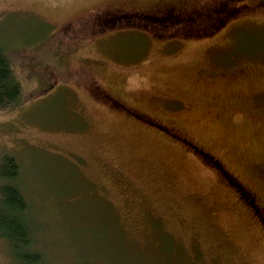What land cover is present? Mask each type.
<instances>
[{
  "label": "rangeland",
  "instance_id": "rangeland-1",
  "mask_svg": "<svg viewBox=\"0 0 264 264\" xmlns=\"http://www.w3.org/2000/svg\"><path fill=\"white\" fill-rule=\"evenodd\" d=\"M157 3L184 10L135 12ZM0 47L22 86L0 161L45 264H264L219 174L264 208V0H0Z\"/></svg>",
  "mask_w": 264,
  "mask_h": 264
},
{
  "label": "trees",
  "instance_id": "trees-1",
  "mask_svg": "<svg viewBox=\"0 0 264 264\" xmlns=\"http://www.w3.org/2000/svg\"><path fill=\"white\" fill-rule=\"evenodd\" d=\"M157 4L159 5L153 6V9L139 8L135 12L142 21L147 19L148 22H151L162 17V15L156 14H177L184 10V7L180 6L182 4L179 3ZM223 17L231 19V15ZM21 89V83L13 72L7 51L0 47V109L13 107L20 103ZM119 103L115 98V109L122 108ZM217 167L219 168V166ZM18 174L19 164L15 157L3 154L0 161V241L11 257V264H45L43 254L31 248L33 231L27 217L29 204L17 186L11 183L16 180ZM219 174L229 186L242 196L249 207L256 208L258 211L255 210V212H264V208L257 204L254 196L239 183L228 177L223 171Z\"/></svg>",
  "mask_w": 264,
  "mask_h": 264
},
{
  "label": "flooded vegetation",
  "instance_id": "flooded-vegetation-1",
  "mask_svg": "<svg viewBox=\"0 0 264 264\" xmlns=\"http://www.w3.org/2000/svg\"><path fill=\"white\" fill-rule=\"evenodd\" d=\"M112 12H114V11H112ZM103 15V17H102V19L103 18H105V20H102V22H104L105 23V21H111L112 23H115V13L114 14H110V16H109V14H102ZM101 97H103L104 99L103 100H101ZM98 99L99 100H101V101H103V102H105V103H107V105L108 106H111L113 109L115 108V94H113V95H110V94H108V93H106V91L105 90H103V92H102V94H100L99 96H98ZM160 130V129H159ZM161 131V130H160ZM163 132V131H162ZM174 137V136H173ZM181 140V139H180ZM182 141V140H181ZM183 142V141H182ZM184 144H186V141H184L183 142ZM198 153L201 155V158L203 159V160H205V161H207L206 159H207V155L206 154H204V153H201V152H199L198 151ZM262 218H260V221H259V223L261 222V224L263 225V228H264V212H262Z\"/></svg>",
  "mask_w": 264,
  "mask_h": 264
}]
</instances>
